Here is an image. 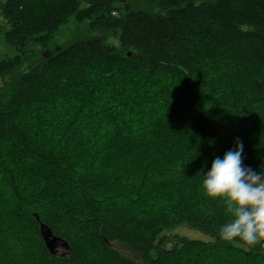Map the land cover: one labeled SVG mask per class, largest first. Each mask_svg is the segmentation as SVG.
<instances>
[{
  "label": "trees",
  "instance_id": "16d2710c",
  "mask_svg": "<svg viewBox=\"0 0 264 264\" xmlns=\"http://www.w3.org/2000/svg\"><path fill=\"white\" fill-rule=\"evenodd\" d=\"M0 15L17 51L0 56V264H225L223 249L264 264L218 237L229 214L200 191L236 140L264 171V0H0ZM70 19L89 35L54 43Z\"/></svg>",
  "mask_w": 264,
  "mask_h": 264
},
{
  "label": "clouds",
  "instance_id": "9594fccd",
  "mask_svg": "<svg viewBox=\"0 0 264 264\" xmlns=\"http://www.w3.org/2000/svg\"><path fill=\"white\" fill-rule=\"evenodd\" d=\"M243 144L215 156L202 173L200 191L206 198L221 199L229 219L218 237L238 247H255L264 255V171L243 165Z\"/></svg>",
  "mask_w": 264,
  "mask_h": 264
},
{
  "label": "rangeland",
  "instance_id": "374dc122",
  "mask_svg": "<svg viewBox=\"0 0 264 264\" xmlns=\"http://www.w3.org/2000/svg\"><path fill=\"white\" fill-rule=\"evenodd\" d=\"M2 21V17L0 15V22ZM84 23H77L74 20L70 19L60 30V33L56 38L53 39L54 43L62 44L64 40H70V39H77L86 37L87 32L83 30ZM106 41L109 43H114L117 45V39L111 34L109 36L105 37ZM17 53L16 49L12 46H9L1 41L0 38V56L1 57H11L14 56ZM28 56V55H27ZM29 61L27 60L25 64L20 68L17 72H21L25 69H27V63ZM152 149H157V147L151 145ZM171 233H176L181 236H185L187 238L192 239H200L204 241L210 240V237L201 233L200 231L190 228L186 225H178L170 230ZM168 247L170 246L167 244ZM213 263H219L223 262L225 264H238V258H236L233 254H231L228 250L223 249L216 253V257L213 258Z\"/></svg>",
  "mask_w": 264,
  "mask_h": 264
},
{
  "label": "water",
  "instance_id": "95a60500",
  "mask_svg": "<svg viewBox=\"0 0 264 264\" xmlns=\"http://www.w3.org/2000/svg\"><path fill=\"white\" fill-rule=\"evenodd\" d=\"M39 233L47 251L52 255L63 256L70 252V246L66 240L52 233L51 229L39 222Z\"/></svg>",
  "mask_w": 264,
  "mask_h": 264
}]
</instances>
